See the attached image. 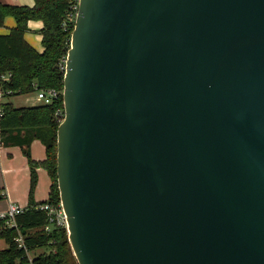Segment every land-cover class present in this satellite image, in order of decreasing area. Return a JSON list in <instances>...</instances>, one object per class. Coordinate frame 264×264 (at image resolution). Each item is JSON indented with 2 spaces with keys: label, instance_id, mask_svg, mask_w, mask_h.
I'll list each match as a JSON object with an SVG mask.
<instances>
[{
  "label": "water",
  "instance_id": "1",
  "mask_svg": "<svg viewBox=\"0 0 264 264\" xmlns=\"http://www.w3.org/2000/svg\"><path fill=\"white\" fill-rule=\"evenodd\" d=\"M62 101L78 264H264V0H78Z\"/></svg>",
  "mask_w": 264,
  "mask_h": 264
},
{
  "label": "trees",
  "instance_id": "2",
  "mask_svg": "<svg viewBox=\"0 0 264 264\" xmlns=\"http://www.w3.org/2000/svg\"><path fill=\"white\" fill-rule=\"evenodd\" d=\"M78 0H34L33 6L12 5L0 2V27L7 16L15 24L5 34H0V73H9V81L3 87L14 94L32 92L34 88H55L59 97L49 105L36 104L15 107L7 101L3 104L1 120L5 146L18 145L27 157L30 172L29 205L16 216L15 227L0 230V239L6 247L0 249V264H78L72 253L67 230L53 227L44 230L45 213L34 208L50 201L59 202L56 174L57 127L55 111L63 108L62 90L64 70L60 67L70 46L74 21H67L69 14H75ZM29 20H40L43 51L37 52L24 39ZM35 86V87H34ZM39 140L45 147V157L35 160L29 152L33 140ZM47 170L50 177L48 197L33 203L32 191L37 182V168ZM17 230L22 234L25 248L15 241ZM40 249L39 252L35 251ZM34 252V253H33ZM28 253V254H27Z\"/></svg>",
  "mask_w": 264,
  "mask_h": 264
},
{
  "label": "rangeland",
  "instance_id": "3",
  "mask_svg": "<svg viewBox=\"0 0 264 264\" xmlns=\"http://www.w3.org/2000/svg\"><path fill=\"white\" fill-rule=\"evenodd\" d=\"M13 23H14L13 18L9 16L6 17L4 25H11ZM9 101H11V103L15 107L31 106L33 103H36L35 92L15 94L9 98ZM5 151L6 153L11 154L9 155L10 156L9 162L3 164L4 167L3 169H7V167H9L8 168L9 171H6L5 173L7 184L9 185V190L11 194L14 191L16 194L20 195L21 197L23 196V198H25L27 202L30 194V172L27 163V157L23 153L22 148L18 145H7ZM29 152L31 157L33 158L34 157L43 158L45 156V147L42 145V143L39 140L35 139L29 145ZM1 170H0V187L3 186V179L1 173L2 174L4 173L3 170L2 171ZM50 183L51 181L47 170L39 168L37 170V182L35 187L33 188L32 197L34 196V194L35 195L40 194L41 192L40 189L43 190L46 189V194L44 196V198H46L49 193ZM3 189L5 192H7L8 188L6 189V187L4 186ZM5 201L6 199L2 200L0 198V211L7 210ZM2 243L3 241H0V244Z\"/></svg>",
  "mask_w": 264,
  "mask_h": 264
},
{
  "label": "built area",
  "instance_id": "4",
  "mask_svg": "<svg viewBox=\"0 0 264 264\" xmlns=\"http://www.w3.org/2000/svg\"><path fill=\"white\" fill-rule=\"evenodd\" d=\"M77 11V6L74 7ZM75 11V14H76ZM75 14H69L67 16V21H74ZM65 58L62 59L60 67H65ZM10 74L9 73H0V152L4 149L5 143L2 136V127L1 120L3 117V102L7 96L14 94V91L9 88H4V82L9 81ZM35 87V86H34ZM33 92H35V99L37 104L49 105L54 102L58 97L61 91L55 88H34ZM64 117V109L60 108L55 111V118L58 123L63 120ZM34 208L39 209L45 213L46 223L44 225V230L46 232L50 231L53 227H64L67 228L66 215L62 208L61 202L59 200L58 203H53L50 201L42 202L36 205ZM25 208L17 206L15 204L9 203L8 208L5 212H0V230L4 227H15L16 225V216L21 214ZM15 241L19 247L25 248L23 236L17 230V235L15 237ZM28 254V253H27Z\"/></svg>",
  "mask_w": 264,
  "mask_h": 264
},
{
  "label": "crops",
  "instance_id": "5",
  "mask_svg": "<svg viewBox=\"0 0 264 264\" xmlns=\"http://www.w3.org/2000/svg\"><path fill=\"white\" fill-rule=\"evenodd\" d=\"M0 2L5 3V4L25 5V6H33V4H34V0H0ZM9 17H11V16H9ZM11 18H13V17H11ZM5 19H4V22H5ZM13 21H14V19H13ZM14 24H15V21L11 25H4L3 24V26L0 27V34L7 33L9 31V29L14 26ZM42 26H43V24H42V22L40 20H29L27 22L28 29H27V31L24 34L25 41L39 53H41L43 51V46L41 44L42 35L40 33V30H41ZM2 28H4V29H2ZM13 95H15V94L7 96L4 99L3 104L5 102L9 101V98L11 96H13ZM9 102H11V101H9ZM36 104L37 103H33L32 105H36ZM5 149H6V146L0 152V170L2 169L3 172H4L3 174L1 173V176H2V179H3V186L0 187V198L2 200L6 199V201H5L6 208H8V204L9 203H12V204H15L17 206L26 208L30 204L29 203V198H28V201L26 202V199L23 198V196L21 197L20 195L16 194L14 191L11 194V192L9 190V185L7 184V180H6V176H5L6 171H9V169H8L9 167H7V169H3L4 168L3 164L9 162V158H10L9 155H11V154L10 153H6ZM43 158L34 157L33 159L42 160ZM39 168H42V167H38L37 170ZM42 169H44V168H42ZM4 186L6 187V189L8 188L7 192L4 191V189H3ZM40 191H41L40 194H36V195L34 194L33 200H32L33 203L41 202V201L45 200L48 197L47 196L46 198H44V196L46 194V189L45 190L40 189ZM7 200H8V202H7ZM0 212H5V211H0ZM0 241H3V243L0 244V249L5 248L6 244H5L4 240L0 239ZM39 251H40V249H37L35 252H39Z\"/></svg>",
  "mask_w": 264,
  "mask_h": 264
}]
</instances>
